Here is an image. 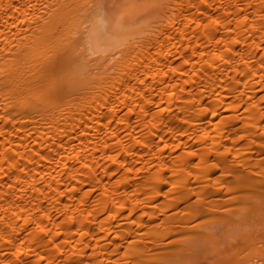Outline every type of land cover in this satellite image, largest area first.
Instances as JSON below:
<instances>
[{"label": "bare ground", "instance_id": "bare-ground-1", "mask_svg": "<svg viewBox=\"0 0 264 264\" xmlns=\"http://www.w3.org/2000/svg\"><path fill=\"white\" fill-rule=\"evenodd\" d=\"M0 264H264V0H0Z\"/></svg>", "mask_w": 264, "mask_h": 264}]
</instances>
